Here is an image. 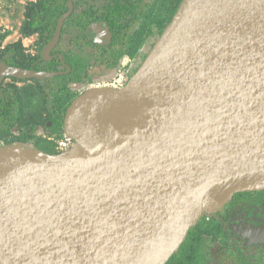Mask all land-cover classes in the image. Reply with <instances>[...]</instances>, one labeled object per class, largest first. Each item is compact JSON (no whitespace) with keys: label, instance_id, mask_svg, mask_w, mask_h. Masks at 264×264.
Returning <instances> with one entry per match:
<instances>
[{"label":"water","instance_id":"obj_1","mask_svg":"<svg viewBox=\"0 0 264 264\" xmlns=\"http://www.w3.org/2000/svg\"><path fill=\"white\" fill-rule=\"evenodd\" d=\"M132 80L72 103L69 151L0 148V264H166L201 216L264 190V0H184Z\"/></svg>","mask_w":264,"mask_h":264},{"label":"flooded vegetation","instance_id":"obj_2","mask_svg":"<svg viewBox=\"0 0 264 264\" xmlns=\"http://www.w3.org/2000/svg\"><path fill=\"white\" fill-rule=\"evenodd\" d=\"M112 1L67 0V11L58 20L51 36L41 32L26 35H37L42 43L44 50L40 48L35 54H25L22 43L20 52L14 49L13 53V48L8 45L0 48V64L3 66L53 75L44 79L11 76L3 79L0 84V148L22 145L38 149L41 144H53L65 135L64 126L60 131L52 121L46 122V96L79 97L91 89L126 86L132 80L156 43V35H149L135 55L128 51L136 44L135 36L138 33L146 36L144 32L151 27L152 20L165 12L161 8L165 0H131L134 6H139L140 19L136 21L133 16H127L130 21L128 27L116 29V33L106 22L104 13ZM70 2L73 7L71 12ZM155 4H159V13L154 11ZM72 17L92 18L81 29L76 23H68ZM29 20L26 16L25 24ZM130 38L131 44L128 45ZM56 39L57 42L47 53L48 45ZM120 50L124 54L117 59ZM43 63L49 66L44 67ZM36 67L40 70H35ZM75 74V80H71ZM32 81L34 86L24 87L25 90L18 85L19 82ZM63 82L67 83V91L54 93V86ZM2 90L11 91L10 96H3ZM9 112L14 114L10 122L7 117ZM43 127L53 136L42 133ZM54 129L59 132H54ZM263 234L264 190L236 193L218 211L201 217L188 244L173 264H264V239L260 238Z\"/></svg>","mask_w":264,"mask_h":264},{"label":"trees","instance_id":"obj_3","mask_svg":"<svg viewBox=\"0 0 264 264\" xmlns=\"http://www.w3.org/2000/svg\"><path fill=\"white\" fill-rule=\"evenodd\" d=\"M184 0H165V3L161 4L162 10L165 12L160 15L156 16L152 22L151 27L145 31L144 33L146 36H142L143 33L137 34L135 36L136 44H134L133 47H131L130 51H128L131 55H135L142 43L145 41V39L151 35H156V38L159 39L166 28L169 26V24L173 21L175 15L177 14L179 7L181 6L182 2ZM67 0H37L35 3H31L28 10H27V16L30 19L23 28V32L25 35H31L33 33L41 32L42 35L47 34L48 37L51 36V33L54 32L56 25L58 23V20L60 17L67 11L66 6ZM135 3L131 0H125V2L113 0L110 2V4L107 5L105 10V20L112 29V31L115 32L116 29H122L128 27L130 21L127 16H133V19L139 20V6H134ZM134 6V7H133ZM92 17L87 18H81V17H72L70 18L68 23H76L80 26H77L81 29H84L88 23H90ZM88 20L89 22H86L85 20ZM72 24V25H73ZM152 24H155V26L152 27ZM116 33V32H115ZM6 35H0V44L5 39ZM50 39V38H49ZM131 38L128 39L127 44H131ZM123 49V48H122ZM1 53V51H0ZM14 53V49H13ZM124 54L123 50L118 52V58ZM118 61V60H117ZM116 61V62H117ZM115 62V63H116ZM10 64H12V60L9 61ZM44 67H48L49 65L47 63H43ZM23 67V66H22ZM26 69H30L31 67H25ZM35 70H40L39 67H36ZM80 77L81 75L78 74ZM76 74L73 75L71 80H75ZM67 83L63 82L62 84H56L54 86V93L59 94L67 91ZM11 91L9 90H2L1 93L3 96H10ZM78 96H46V109L48 112V118L47 121H52L54 126L56 128L60 129V131H63L64 126V118L66 116V113L69 109V107L72 105L74 100ZM8 121H12L14 119V114L8 113L7 114ZM42 117V114L41 116ZM54 118V120H51ZM54 132H59L54 129ZM62 137V136H61ZM196 226L191 228V230L188 233V238H186L185 242L181 245L179 250L170 258V260L166 264H173L174 260L178 256L179 253H181L185 246L188 244L194 229Z\"/></svg>","mask_w":264,"mask_h":264},{"label":"rangeland","instance_id":"obj_4","mask_svg":"<svg viewBox=\"0 0 264 264\" xmlns=\"http://www.w3.org/2000/svg\"><path fill=\"white\" fill-rule=\"evenodd\" d=\"M35 2L36 0H0V35L1 36L6 35L5 39L0 44L1 49L8 45L11 46L13 49H15V51L17 52L19 49L21 50L23 46V50L25 54H35L39 51L40 48L41 51L44 50L43 47H41L42 43L40 42V40H38L37 35L33 37H29L26 36L23 32L25 19L27 16V10L30 4ZM153 7H154V11H156V13H159L158 11L159 4H155ZM9 81L10 80H8V82ZM5 84L7 85V83ZM18 85L19 87L22 88L24 87L26 88L30 85L33 87L34 82L33 81L25 82V83L19 82ZM43 129H41L42 133H44L47 136H53L50 135V133L47 130H45L44 127ZM38 149H43L42 152L52 156L59 155L54 143L53 144L43 143ZM201 217L199 218L195 226L199 224ZM218 242L220 241L218 240ZM194 253L196 252L194 251Z\"/></svg>","mask_w":264,"mask_h":264},{"label":"built area","instance_id":"obj_5","mask_svg":"<svg viewBox=\"0 0 264 264\" xmlns=\"http://www.w3.org/2000/svg\"><path fill=\"white\" fill-rule=\"evenodd\" d=\"M127 86V85H126ZM126 86L123 85H119V86H115V87H105V88H110V89H114V90H121L123 88H125ZM97 89H102V88H97ZM56 150L58 152V154H63L67 151H69L73 145H74V141L72 138H70L69 136H67L66 134L58 139L54 141Z\"/></svg>","mask_w":264,"mask_h":264},{"label":"bare ground","instance_id":"obj_6","mask_svg":"<svg viewBox=\"0 0 264 264\" xmlns=\"http://www.w3.org/2000/svg\"><path fill=\"white\" fill-rule=\"evenodd\" d=\"M147 73H148V69L139 73L131 81V83L124 89V91L122 92V95L125 96L126 98H130L131 96H134L140 89L142 83L144 82Z\"/></svg>","mask_w":264,"mask_h":264}]
</instances>
